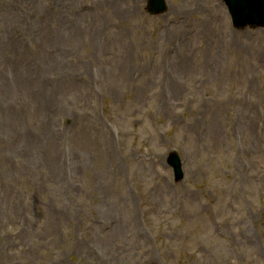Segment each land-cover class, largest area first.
<instances>
[{
    "label": "rangeland",
    "instance_id": "rangeland-1",
    "mask_svg": "<svg viewBox=\"0 0 264 264\" xmlns=\"http://www.w3.org/2000/svg\"><path fill=\"white\" fill-rule=\"evenodd\" d=\"M167 3L0 0V264H264V27Z\"/></svg>",
    "mask_w": 264,
    "mask_h": 264
},
{
    "label": "water",
    "instance_id": "water-1",
    "mask_svg": "<svg viewBox=\"0 0 264 264\" xmlns=\"http://www.w3.org/2000/svg\"><path fill=\"white\" fill-rule=\"evenodd\" d=\"M231 12L236 15L238 24L246 22H254L255 24L264 25V0H227ZM241 6V7H240ZM166 10L164 0H151L149 11L151 13H159ZM242 14L244 19H241ZM248 19V20H247ZM171 165H174L176 177L181 178L183 173L181 171L180 160L178 156L171 155L169 160Z\"/></svg>",
    "mask_w": 264,
    "mask_h": 264
},
{
    "label": "bare ground",
    "instance_id": "bare-ground-1",
    "mask_svg": "<svg viewBox=\"0 0 264 264\" xmlns=\"http://www.w3.org/2000/svg\"><path fill=\"white\" fill-rule=\"evenodd\" d=\"M13 45V47L14 48H16V44L15 43H13L12 44ZM34 74V73H33ZM27 80H29V71H28V75H26V77H25ZM24 85H26V84H24ZM21 86H22V84H21ZM24 89H26V93L28 94V95H32L33 97H35V95L34 94H41L42 96H43V99L45 100V99H48L50 96H48V95H46V94H44L42 91H40L39 92V90H38V88H35V89H27V88H24ZM5 91H6V93L8 94L9 93V89L7 88V87H5ZM11 105H12V107H10L7 111H2V110H0V121L1 122H3V123H5V121L7 120H9V118H10V120H13L12 118H11V116L14 114L15 115V117L17 116V111H18V109H16L15 108V106H13V103H11ZM9 117V118H8ZM12 121H10V123H11ZM28 139V138H27Z\"/></svg>",
    "mask_w": 264,
    "mask_h": 264
}]
</instances>
